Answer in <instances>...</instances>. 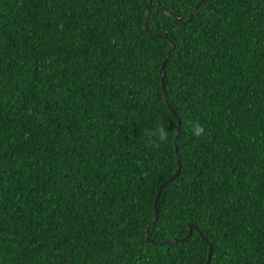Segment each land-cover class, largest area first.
<instances>
[{
  "label": "trees",
  "instance_id": "trees-1",
  "mask_svg": "<svg viewBox=\"0 0 264 264\" xmlns=\"http://www.w3.org/2000/svg\"><path fill=\"white\" fill-rule=\"evenodd\" d=\"M199 1L0 0V264H264V0Z\"/></svg>",
  "mask_w": 264,
  "mask_h": 264
},
{
  "label": "water",
  "instance_id": "water-1",
  "mask_svg": "<svg viewBox=\"0 0 264 264\" xmlns=\"http://www.w3.org/2000/svg\"><path fill=\"white\" fill-rule=\"evenodd\" d=\"M201 2H202V0H200L199 3H198V5L192 10V12L190 13V15L188 16V19H190L191 16H192V14L195 12V10H197V9L199 8V6L201 5ZM150 4H151V1H150V3L148 4V6H147V8H146V11H145L144 27H145L146 30H148L149 10H150V7H151ZM174 22L177 23V24H179V23H181V20L178 19V18H175V19H174ZM151 35H154V34L151 33ZM158 37L163 38V39H166V40H168V42H169V49H168V52H167V55H166V58H165V61H166L167 58H168V53H169V51L172 50V48H173V44H172L171 40L168 39L166 36H160V35H158ZM165 61L163 62V65H162V67H161V70L164 69V63H165ZM160 78H161V81H162V89H163V93L166 94V92H165V88H164V78H165V74H164V72H161V73H160ZM167 106H168L170 112H172L173 115H174V110L172 109V107H171L169 104H167ZM178 121H179V120L177 119V128H176V131H175V136L177 135V133H178V131H179V123H178ZM179 171H180V167H179V165H177V168H176L174 174H173L171 177H169L168 179H166L163 183H161V184L159 185V187H158V189H157V192H156V198H155V201H156V199L158 198V196L160 195V192H161L162 188H163L166 184H168L169 182H171V181H172V180L178 175ZM153 207H154L155 220H154L153 222H151V223L148 225V227L153 226V225L155 224L156 220H157V217H158V212H157V209H156V205L154 204ZM192 228H193L192 226L189 227V231H188V233H187V237L190 236V234H191V229H192ZM146 234H147V233H146ZM173 242H175V240H169V243H173ZM209 247H210V250H211V246H209ZM210 253H211V252L209 251V253H208V257H207V261H206V264H208L209 261H210Z\"/></svg>",
  "mask_w": 264,
  "mask_h": 264
},
{
  "label": "clouds",
  "instance_id": "clouds-1",
  "mask_svg": "<svg viewBox=\"0 0 264 264\" xmlns=\"http://www.w3.org/2000/svg\"><path fill=\"white\" fill-rule=\"evenodd\" d=\"M144 134L147 138V145L149 147H159L161 144L167 143L170 139L169 131L162 125L154 129H145ZM192 135L196 138L205 136L203 125L196 123L192 125Z\"/></svg>",
  "mask_w": 264,
  "mask_h": 264
}]
</instances>
